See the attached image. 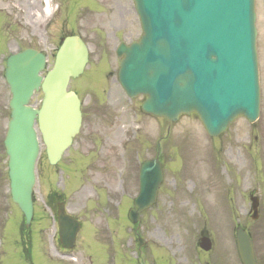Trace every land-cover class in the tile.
Masks as SVG:
<instances>
[{
  "label": "rangeland",
  "instance_id": "1",
  "mask_svg": "<svg viewBox=\"0 0 264 264\" xmlns=\"http://www.w3.org/2000/svg\"><path fill=\"white\" fill-rule=\"evenodd\" d=\"M0 2L2 20L12 24L3 26L10 49L15 42L43 49L48 69L68 34H80L90 50L85 72L70 82L82 99L80 134L57 165L49 163L42 145L35 217L27 226L31 262L241 264L235 241V229L241 225L252 233L264 264V0H256L260 118L250 123L241 117L219 138L210 137L195 114L182 116L171 127L161 142L165 180L158 201L141 215V248L127 211L139 191L140 163L155 156L168 123L146 115L143 98H128L117 80L118 43H129L142 33L133 1L54 0L58 18L47 28V15L38 16L44 13L43 0ZM1 42L0 55L7 50L6 41ZM2 61L0 57V65ZM42 96L36 92L31 104L39 106ZM3 130L0 119V264H30L20 248L24 217L10 201ZM52 193L62 196L68 212L81 221L72 256L65 255L59 243L54 211L59 199L52 197L51 208L47 204ZM251 195L260 198L257 220L251 218ZM204 234L212 238L210 252L199 247Z\"/></svg>",
  "mask_w": 264,
  "mask_h": 264
},
{
  "label": "water",
  "instance_id": "2",
  "mask_svg": "<svg viewBox=\"0 0 264 264\" xmlns=\"http://www.w3.org/2000/svg\"><path fill=\"white\" fill-rule=\"evenodd\" d=\"M143 35L130 45L121 44L119 80L131 97L147 98L142 106L149 114L170 123L182 113H198L211 136H219L238 116L255 121L260 112V85L256 49L255 0H135ZM88 61V50L77 36L64 39L54 68L44 79L39 73L45 57L33 50L12 56L7 79L12 88V120L5 140L13 199L27 222L33 213L32 187L39 142L34 129L36 115L52 164L71 144L81 125L80 102L68 92ZM43 80V82H42ZM42 87L40 111L26 104ZM164 179L161 162L141 166V190L130 211L133 222L157 200ZM254 217L258 199L253 198ZM60 237L67 247L75 244L79 222L59 207ZM208 250L211 242L204 238ZM237 247L243 264H256L253 243L241 228Z\"/></svg>",
  "mask_w": 264,
  "mask_h": 264
},
{
  "label": "bare ground",
  "instance_id": "3",
  "mask_svg": "<svg viewBox=\"0 0 264 264\" xmlns=\"http://www.w3.org/2000/svg\"><path fill=\"white\" fill-rule=\"evenodd\" d=\"M52 2L53 0H44V4H45L44 13L42 15L39 14L38 16L44 17L45 15L51 14L53 11ZM40 17H37V18L39 19Z\"/></svg>",
  "mask_w": 264,
  "mask_h": 264
},
{
  "label": "flooded vegetation",
  "instance_id": "4",
  "mask_svg": "<svg viewBox=\"0 0 264 264\" xmlns=\"http://www.w3.org/2000/svg\"><path fill=\"white\" fill-rule=\"evenodd\" d=\"M2 104V102H1V95H0V105Z\"/></svg>",
  "mask_w": 264,
  "mask_h": 264
}]
</instances>
